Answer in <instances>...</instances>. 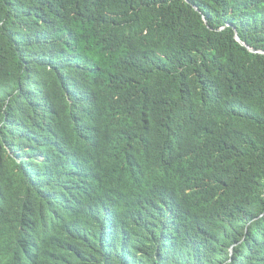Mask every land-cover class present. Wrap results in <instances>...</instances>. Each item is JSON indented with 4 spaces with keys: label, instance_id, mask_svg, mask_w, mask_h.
<instances>
[{
    "label": "trees",
    "instance_id": "obj_1",
    "mask_svg": "<svg viewBox=\"0 0 264 264\" xmlns=\"http://www.w3.org/2000/svg\"><path fill=\"white\" fill-rule=\"evenodd\" d=\"M0 264H264V0H0Z\"/></svg>",
    "mask_w": 264,
    "mask_h": 264
},
{
    "label": "water",
    "instance_id": "obj_2",
    "mask_svg": "<svg viewBox=\"0 0 264 264\" xmlns=\"http://www.w3.org/2000/svg\"><path fill=\"white\" fill-rule=\"evenodd\" d=\"M237 40L239 41L238 37H237Z\"/></svg>",
    "mask_w": 264,
    "mask_h": 264
}]
</instances>
